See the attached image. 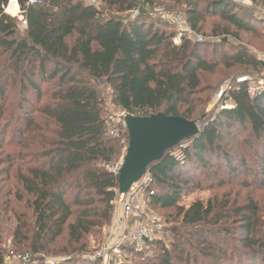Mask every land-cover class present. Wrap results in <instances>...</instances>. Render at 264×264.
<instances>
[{
    "label": "trees",
    "instance_id": "16d2710c",
    "mask_svg": "<svg viewBox=\"0 0 264 264\" xmlns=\"http://www.w3.org/2000/svg\"><path fill=\"white\" fill-rule=\"evenodd\" d=\"M29 1L17 0L9 7L16 13L19 4L20 16L27 21L22 28L19 16L7 12L11 0H0V216L14 215V243L28 252L48 253L65 234L69 245L77 246L72 251L80 252L87 237L102 236L112 218V189L119 186V175L108 166L129 144L126 126L121 128L124 143L122 136L110 134L97 82L109 85L114 102L127 114L164 112L192 120L199 106L195 96L201 90L202 72L214 71L218 62L207 60L200 42L184 37L176 44L174 33L142 18L147 16L145 9L135 19L104 18L103 8L85 0ZM98 1L122 14L154 4L153 0H142V5L141 0ZM186 1L187 20L196 31L211 15L245 32L255 30L253 23L264 22L242 13L234 0ZM235 50L228 58L234 63L261 64L247 49ZM224 100L232 104L206 118L201 135L182 141L149 166L157 189L151 207H176L174 220L180 225L167 231L178 236L179 244L173 240L170 251L163 241L153 257L136 254L137 264H264L257 203L232 206L215 199L197 200L187 208L179 205L191 182H183L185 174L210 167L232 175L241 171L243 164L238 165L234 152L222 142L223 129L250 130L255 141L264 139V90L252 95L248 83L240 82ZM175 149L180 150V159ZM258 160L264 184V155ZM11 177L22 186V193L14 194L26 201L30 218L22 219L21 214L26 215L12 207L15 189L6 188ZM228 219L238 222L242 248L226 238L231 231L221 229ZM4 256L0 252V264ZM37 260L31 264H49ZM53 264L99 262L71 256Z\"/></svg>",
    "mask_w": 264,
    "mask_h": 264
},
{
    "label": "rangeland",
    "instance_id": "374dc122",
    "mask_svg": "<svg viewBox=\"0 0 264 264\" xmlns=\"http://www.w3.org/2000/svg\"><path fill=\"white\" fill-rule=\"evenodd\" d=\"M12 1V0H11ZM88 3H95L98 7L104 9V18L110 16H124L129 19H135L139 17L141 10L145 9L147 16L142 17L149 19L150 23H153L154 27H158L161 30H165L169 33H178V26L165 21L159 16L160 11H171L172 13H182L186 21V24L191 28L187 20V1L186 0H153L154 4L151 6H145L144 8H136L126 13H117L114 7H109L105 3L98 0H85ZM237 5H240L241 0H234ZM18 3V2H17ZM253 6L241 7L239 9L242 13L255 16L264 19V0H252ZM139 4H144L143 1H139ZM11 2L7 7L8 13L11 15H20V6L18 4V10L16 13L9 11ZM255 30L253 32L238 31L231 26L227 21L221 19L219 16L211 15L206 16L201 23L198 31L193 30L185 38L191 39L194 42H200L204 44L200 51L207 56V60L211 63L218 62L217 68L214 71H203L201 90L196 94V100H198V109L191 118L198 121L201 128L204 126L206 118L213 117L222 109L223 105H231L232 101H225L224 98L230 88L237 85L238 79L246 77L247 79L243 83H248V86L255 90H264V22L253 23ZM24 28V27H22ZM203 37L202 41H198L197 37ZM242 47L249 52L254 53L258 59L259 64L257 67L236 64L230 58L236 53L235 48ZM99 91L103 94L105 99V117L107 125L110 129V134L115 137L122 136V143L126 141L121 133V128L125 126L124 116L127 115L115 102L112 89L106 82H97ZM224 90V93L219 97L220 91ZM16 98L15 95H12ZM111 130H114L112 134ZM223 144L227 148H230L235 154L236 162L239 166L242 164V169L238 174L232 175L228 173V170L218 171L214 167L210 168H198L196 171H192L190 174H185L184 181L190 180V184L185 189L182 199L180 200V206L189 207L193 202L202 200L205 203L208 200L214 201L215 199L221 201L223 204L239 205L254 201L259 207V229L264 231V184L262 174V165L258 162L261 156L264 155V139L259 142L251 135L250 130L243 131L242 129L236 131H228L223 129ZM258 144V145H257ZM127 147L122 151V155L115 161V165L122 163L126 154ZM256 147V148H255ZM254 152V149H257ZM30 160L27 164L31 163ZM26 168V166L24 167ZM251 169V170H249ZM16 167L11 171V176L14 174ZM14 186V192L11 195L12 207L26 215L21 214L22 219L31 217V210L25 200L19 201V196H15V192L22 193V186L19 185L16 180L11 177L7 183L6 188ZM16 187V188H15ZM160 194L164 193L163 189H159ZM166 192V191H165ZM221 203V204H222ZM153 212L158 214L164 220H168V228L174 227V225H180V222H175L174 216L176 215V207L153 209ZM2 214V213H1ZM16 223L15 217L12 213L0 216V228L2 229V241L0 243V252H6L9 248H13L20 251H29L28 248L22 247L14 243L13 228ZM237 221L234 219H228L222 223L221 229L226 227L231 231L226 238L234 246L242 248L240 243L241 234L237 233L238 226ZM102 234V233H101ZM100 234L89 235L84 242V250L80 252L72 251L77 246L69 245L67 235L60 237L55 243L50 245L48 253L34 254L33 262L37 259H43L47 263L66 262L71 256H81L85 258L87 254L94 252L100 246ZM178 236L173 235L167 231L164 246L169 247L170 251H173L171 245L175 240L179 244ZM80 247V246H79ZM83 249V248H82ZM160 251L158 253L159 256ZM176 255V252H174ZM138 257L135 255L133 264L136 263ZM153 259V258H152Z\"/></svg>",
    "mask_w": 264,
    "mask_h": 264
},
{
    "label": "built area",
    "instance_id": "2783aa9c",
    "mask_svg": "<svg viewBox=\"0 0 264 264\" xmlns=\"http://www.w3.org/2000/svg\"><path fill=\"white\" fill-rule=\"evenodd\" d=\"M12 2L14 0L11 1V4ZM29 2L33 4L36 0ZM240 4L244 7L253 6L252 0H241ZM158 14L163 20L178 26V33L174 36L176 44H180L184 36L193 33V30L186 24L182 13H172L167 10L160 11ZM14 16H19L21 26H26L27 21L24 17L18 14ZM197 39L202 41L203 37L199 36ZM246 79V77L240 78L238 82H243ZM257 91L250 87L252 95ZM223 93L224 90L220 91L219 97ZM111 132L114 134L115 131L111 130ZM173 153L178 159L182 157L178 149H175ZM122 163L108 166V168L113 174L119 175ZM112 190L115 192L112 201V218L102 228L99 248L85 257L88 260L97 261L99 264H133L136 254L153 257L156 248L165 241L168 224L153 212L150 204L152 198L157 194L156 181L152 171L147 169L127 193H121L119 186ZM31 263H33L31 252L17 251L13 248H9L5 252L3 264Z\"/></svg>",
    "mask_w": 264,
    "mask_h": 264
},
{
    "label": "water",
    "instance_id": "95a60500",
    "mask_svg": "<svg viewBox=\"0 0 264 264\" xmlns=\"http://www.w3.org/2000/svg\"><path fill=\"white\" fill-rule=\"evenodd\" d=\"M124 122L129 144L119 172L121 193H127L149 166L162 159L168 150L202 134L198 121L164 112L144 117L127 114Z\"/></svg>",
    "mask_w": 264,
    "mask_h": 264
},
{
    "label": "crops",
    "instance_id": "0c3cea01",
    "mask_svg": "<svg viewBox=\"0 0 264 264\" xmlns=\"http://www.w3.org/2000/svg\"><path fill=\"white\" fill-rule=\"evenodd\" d=\"M13 3V2H12ZM12 12V11H11Z\"/></svg>",
    "mask_w": 264,
    "mask_h": 264
}]
</instances>
